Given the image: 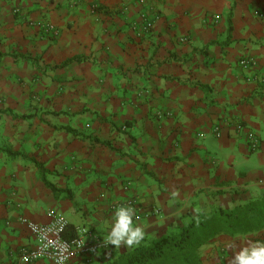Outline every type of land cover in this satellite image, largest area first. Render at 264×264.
Segmentation results:
<instances>
[{"label":"crops","instance_id":"obj_1","mask_svg":"<svg viewBox=\"0 0 264 264\" xmlns=\"http://www.w3.org/2000/svg\"><path fill=\"white\" fill-rule=\"evenodd\" d=\"M262 195L264 0H0V264H53L25 261L19 222L49 209L106 237L110 204L133 198L158 238ZM237 237L203 263L231 264Z\"/></svg>","mask_w":264,"mask_h":264},{"label":"trees","instance_id":"obj_2","mask_svg":"<svg viewBox=\"0 0 264 264\" xmlns=\"http://www.w3.org/2000/svg\"><path fill=\"white\" fill-rule=\"evenodd\" d=\"M41 179L55 195L59 192L46 181L43 174ZM184 218L188 221L177 233L158 238L145 237L138 247L119 254L107 264H204L203 250L215 237L224 235L232 238L264 228V195L232 209L214 207L210 211L200 210ZM65 232L64 238L71 239L74 227L66 225Z\"/></svg>","mask_w":264,"mask_h":264},{"label":"built area","instance_id":"obj_3","mask_svg":"<svg viewBox=\"0 0 264 264\" xmlns=\"http://www.w3.org/2000/svg\"><path fill=\"white\" fill-rule=\"evenodd\" d=\"M261 16V15H260ZM143 30L148 32L151 30V25L146 24ZM254 63L251 60L244 59L240 61V66L248 68ZM237 130L242 127L237 125ZM219 129L215 128L214 133L218 135ZM249 149L251 152H256L259 149L258 139L250 134L248 136ZM120 205H131L137 210V216L142 222L148 217V212L143 211L139 207L137 201L133 198H128L124 201L114 202L110 204L109 211L113 214L116 208ZM157 211H152L155 215ZM46 223H35L25 217H20L19 222L28 230L29 234L34 239V247L24 253L26 261L36 262L39 260H48L53 264H70L74 259L81 258L90 260L96 255L105 253L111 250L106 242V237H100L86 228L74 229V234L71 239H65L66 222L62 214L56 209H49L46 212Z\"/></svg>","mask_w":264,"mask_h":264},{"label":"clouds","instance_id":"obj_4","mask_svg":"<svg viewBox=\"0 0 264 264\" xmlns=\"http://www.w3.org/2000/svg\"><path fill=\"white\" fill-rule=\"evenodd\" d=\"M174 196L177 194H173ZM137 210L131 205H120L116 208L109 223L106 242L110 246L120 248L138 247L145 239L146 229L139 223ZM240 246L229 244L232 251L231 264H264V241H254L238 234ZM28 258H25V261Z\"/></svg>","mask_w":264,"mask_h":264},{"label":"rangeland","instance_id":"obj_5","mask_svg":"<svg viewBox=\"0 0 264 264\" xmlns=\"http://www.w3.org/2000/svg\"><path fill=\"white\" fill-rule=\"evenodd\" d=\"M187 221L188 220H186L184 223H186ZM204 259H205V262L204 263L207 264V262H208V260H207L208 259V255H205Z\"/></svg>","mask_w":264,"mask_h":264}]
</instances>
